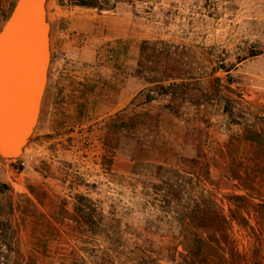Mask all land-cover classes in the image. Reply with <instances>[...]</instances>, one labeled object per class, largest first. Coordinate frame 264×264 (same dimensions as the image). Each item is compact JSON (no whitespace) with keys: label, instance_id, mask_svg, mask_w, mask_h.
Returning <instances> with one entry per match:
<instances>
[{"label":"rangeland","instance_id":"rangeland-1","mask_svg":"<svg viewBox=\"0 0 264 264\" xmlns=\"http://www.w3.org/2000/svg\"><path fill=\"white\" fill-rule=\"evenodd\" d=\"M14 16L44 70L0 152V264H264V0H0V33Z\"/></svg>","mask_w":264,"mask_h":264},{"label":"water","instance_id":"water-1","mask_svg":"<svg viewBox=\"0 0 264 264\" xmlns=\"http://www.w3.org/2000/svg\"><path fill=\"white\" fill-rule=\"evenodd\" d=\"M13 54L22 55L23 62L17 65L12 75L14 83H0L1 153H14L18 149L38 111L44 56L42 33L34 21L14 16L7 28L0 33V62L4 64V68L10 65ZM4 68L0 70V79L5 75L8 77L9 68ZM8 130L12 131L9 133ZM12 135L15 138L13 141Z\"/></svg>","mask_w":264,"mask_h":264}]
</instances>
